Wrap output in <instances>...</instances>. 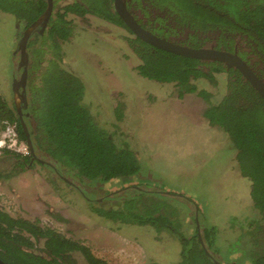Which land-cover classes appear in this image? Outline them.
<instances>
[{
    "label": "trees",
    "instance_id": "16d2710c",
    "mask_svg": "<svg viewBox=\"0 0 264 264\" xmlns=\"http://www.w3.org/2000/svg\"><path fill=\"white\" fill-rule=\"evenodd\" d=\"M129 3L145 15L153 14L154 10L163 12L164 17L156 12L155 19L161 24L166 21L174 24L165 27L175 36H183L179 44L202 46L211 39V31H216L217 47L222 45L232 51L237 44L241 57L264 79V1L130 0ZM52 6L44 32L36 31L26 45L27 74L23 88L26 102H22V113L34 152L52 158L58 168L66 167L88 185L114 180L129 183L141 176V163L134 151L126 144L119 145L110 131L98 123L83 101L85 85L62 65V43L70 39L75 29L69 16L93 15L114 23L130 34L126 40L138 58L134 69L139 76L174 83L179 97L196 93L207 101L202 116L227 134L236 150V167L249 180L252 206L260 215L259 222L247 221L249 244L242 252L253 264H264V99L257 90L238 69H226L219 61L178 55L142 40L120 18L113 0H52ZM46 7L47 0H0V11L13 16L19 32ZM220 72L226 74L225 92L219 101L210 103L209 94L197 87L196 80L206 79L215 84V74ZM12 105L0 96V121L14 123L18 137L26 141L14 102ZM6 153L18 158L16 162L21 167L32 158L30 150L27 155ZM149 192L124 189L112 196L120 199L116 208L98 206L95 210L121 223L148 224L157 230L175 229L181 250L174 264H217L214 260L227 264L220 260L225 258V250L215 245V227L198 222L195 234L185 236L175 228L172 214L176 208L170 203L173 196L178 200L182 197ZM36 244L40 245L39 251ZM241 246L242 243L234 247L240 250ZM72 252H80L88 264H109L59 231L0 209V258L6 264H71Z\"/></svg>",
    "mask_w": 264,
    "mask_h": 264
},
{
    "label": "rangeland",
    "instance_id": "374dc122",
    "mask_svg": "<svg viewBox=\"0 0 264 264\" xmlns=\"http://www.w3.org/2000/svg\"><path fill=\"white\" fill-rule=\"evenodd\" d=\"M71 17L75 29L62 43L63 68L81 79L83 101L91 113L119 145L134 151L142 168L139 178L129 183L114 180L102 188L115 194L134 184L150 189L149 193L178 194L182 199L173 196L170 203L176 208L172 219L179 232L194 235L196 216L203 226L216 228L215 245L226 255L222 262L253 264L242 249L249 244L247 221L259 222L260 215L252 206L250 182L236 167V150L227 134L202 116L207 101L196 93L179 97L174 83L139 76L134 69L138 58L124 28L93 15ZM19 30L13 16L0 11V96L10 106L12 82L20 73L17 43L23 29ZM215 33L211 31L210 37ZM215 76V84L196 80L197 87L209 94L210 103L225 92L226 74ZM16 159L0 154V209L11 216L53 228L109 264L178 261L181 243L175 229L157 230L106 218L95 209L116 208L120 199L110 196L99 201L90 191L82 194L83 188L91 186L64 166L59 171L81 191L40 162L21 167ZM240 243V250L234 247ZM70 262L88 264L80 252H72Z\"/></svg>",
    "mask_w": 264,
    "mask_h": 264
},
{
    "label": "water",
    "instance_id": "95a60500",
    "mask_svg": "<svg viewBox=\"0 0 264 264\" xmlns=\"http://www.w3.org/2000/svg\"><path fill=\"white\" fill-rule=\"evenodd\" d=\"M126 1L125 0H113L114 8L120 18L124 21V23L130 28V30L142 40L146 41L147 43L164 49L166 51L199 59L201 61H219L221 62L226 69L234 68L238 69L245 80H247L261 95L264 99V79L259 77L250 67V65L244 60L240 55L237 54V51L234 50L228 51L222 48H216L213 45H207L202 47H191L188 45H183L179 43L171 42L170 40L160 37L151 31L143 28L138 22L134 19L133 15L127 10L126 8ZM53 9L52 0H47V7L45 11L35 20L33 21L27 28H25L18 40V49L20 50V61H19V68L22 67L23 73L21 74L20 80H14L12 84L13 94H14V104L16 106V111L19 115L20 123L22 129L26 135L27 142L30 146L32 153L34 154V150L32 148V144L28 135L27 127L24 121L22 120V114L20 110V103H19V91L18 87L20 84L22 85L26 76L25 65H26V45L27 41L31 35V33L38 28L40 31L44 29L46 25L47 19ZM23 88V85L21 86ZM195 222L198 226V220L195 216ZM198 237L201 240V235L198 232ZM202 242V240H201ZM217 264H222L217 260H214ZM0 264H6L0 258Z\"/></svg>",
    "mask_w": 264,
    "mask_h": 264
},
{
    "label": "flooded vegetation",
    "instance_id": "af4514ba",
    "mask_svg": "<svg viewBox=\"0 0 264 264\" xmlns=\"http://www.w3.org/2000/svg\"><path fill=\"white\" fill-rule=\"evenodd\" d=\"M125 1H126L125 3H126L127 10L133 15L134 19L143 28L151 31L152 33H154V34H156V35H158L160 37L166 38V39H168V40H170L171 42H174V43H179L180 39H181V41L183 40V36L177 37V36H175L176 33L172 32L171 30H169L168 28L165 27V25H168V24L174 25V24H171L168 21L163 22L161 24L159 20H156L155 19L156 18L155 17V14H156L157 11L154 10V13L153 14L145 15L144 12H141L137 8L134 9L133 6H132V4L129 3L130 0H125ZM157 14L160 15L161 17H164V13L163 12L162 13L161 12H159V13L157 12ZM40 28H41V26L40 27L38 26V28L35 29L31 33V35L34 34L36 31L38 33H43L44 30H45V28H46V26H44V29L42 31H40ZM21 34H22V31H21ZM184 34H187V31H185ZM216 34H215V36H216ZM215 36L214 35L211 36V39L209 41H206V43L204 45H202V46L213 45L216 48H222V49H224L222 47V45H218V47H217V42H216V39L217 38ZM184 38H187V35H184ZM234 50H236L237 51V54L240 55L239 52H238V49H237V44H235L234 49L232 50V52ZM228 51H230V50H228ZM240 57H241V55H240ZM19 58H20V51H19ZM20 74H21V68H20L19 76L15 80H20V76H21ZM13 82H12V84H13ZM24 84H25V82H24ZM21 86L22 85L20 84V86L18 87V91L21 94L20 101H19V103H20L19 106H20V110H21V114H22V120H23L24 116H23V113H22V108H23L24 105L22 106V102H26V97H25V94H24L25 92H23L24 91V89H23L24 88V85H23V88H21ZM12 92H13V89H12ZM23 95H24V98H23ZM30 154H31L32 158L29 160L28 165H31L34 162H40V163L46 165L47 168H49V169L51 168L52 171H53V173L60 175L62 177V179L66 183L71 184V185L73 184L75 186H78L77 188L80 189V191H81V187H79L78 184H76L75 182L71 181L70 178L65 177V175H63L59 171V169H58V167L56 165L57 162L55 160H53L52 158L46 156L45 154H42L41 155L40 153H35V152H34V154L33 153H30ZM39 155L43 156V159H41L42 157L41 156L39 157ZM88 186L89 187L91 186V187L90 188H83V190L81 191V193L82 194H85L86 191H90V193L93 194L94 196H98L99 201H104L107 198H109L110 196H114L115 195L112 192H106L105 189L102 188V184L99 183V182H94L92 185H88ZM124 188H125V190H131V189H133V190H143L144 189V187H142V186L140 187L139 185L130 184V185H127V186L125 185L124 187H122L121 189H119V191L124 190ZM145 190H148V189H145ZM100 195H101V197H99Z\"/></svg>",
    "mask_w": 264,
    "mask_h": 264
},
{
    "label": "built area",
    "instance_id": "2783aa9c",
    "mask_svg": "<svg viewBox=\"0 0 264 264\" xmlns=\"http://www.w3.org/2000/svg\"><path fill=\"white\" fill-rule=\"evenodd\" d=\"M0 153L2 150L27 155L29 153L28 145L17 136L15 125L8 121H0Z\"/></svg>",
    "mask_w": 264,
    "mask_h": 264
},
{
    "label": "bare ground",
    "instance_id": "6f19581e",
    "mask_svg": "<svg viewBox=\"0 0 264 264\" xmlns=\"http://www.w3.org/2000/svg\"><path fill=\"white\" fill-rule=\"evenodd\" d=\"M51 13H52V11H51ZM51 13H50V15H51ZM50 15H49V17H48V19H47V22H46V25L45 26H47V24H48V21H49V18H50ZM27 28V27H26ZM25 29V28H24ZM23 29V30H24ZM23 32V31H22ZM199 47H202V46H199ZM17 48H18V43H17ZM19 50V49H18ZM20 51V50H19ZM26 67H27V65H25V71H26ZM21 68V74L23 73V71H22V67H20ZM20 74V75H21ZM26 74H27V71H26ZM20 78H21V76H20ZM25 79H26V76H25ZM25 79H24V82H25ZM24 82H23V84L22 85H24ZM24 92V91H23ZM18 95H19V101H20V96H21V94L20 93H18ZM23 98H24V95H23ZM23 121H24V119H23ZM12 123V122H11ZM25 123V122H24ZM14 124V123H13ZM15 125V124H14ZM16 129V128H15ZM1 131V130H0ZM27 131H28V129H27ZM17 132V131H16ZM28 135H29V132H28ZM0 136H1V134H0ZM17 136H18V134H17ZM19 138V137H18ZM30 138V137H29ZM20 139V138H19ZM25 139H26V141H24V140H22V139H20V140H22V141H24L27 145H28V147H29V150H30V152L32 153V151H31V149H30V146H29V144H28V142H27V138H26V135H25ZM30 141H31V139H30ZM32 144V143H31ZM34 150V149H33ZM6 152H10L9 150H2V152L0 153V154H2V153H6ZM13 153V152H12ZM19 155H21V154H19ZM125 189V188H124ZM116 192V191H115ZM165 192V191H164ZM166 193V192H165ZM196 227H197V225H196ZM221 263V262H220ZM223 264V263H222Z\"/></svg>",
    "mask_w": 264,
    "mask_h": 264
}]
</instances>
